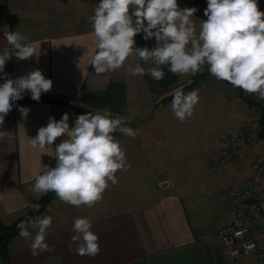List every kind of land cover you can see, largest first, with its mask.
<instances>
[{"label": "crops", "instance_id": "0c3cea01", "mask_svg": "<svg viewBox=\"0 0 264 264\" xmlns=\"http://www.w3.org/2000/svg\"><path fill=\"white\" fill-rule=\"evenodd\" d=\"M194 1L200 3H186L195 7ZM97 3L99 0H0V53L8 50L14 54L3 37L5 28L27 37L25 43L39 53L26 60L13 56L0 77L16 79L39 69L53 81L51 90L41 96L74 100L94 113L107 107L114 116L125 118L124 126L137 132L138 126L133 125L146 119L150 111L144 103L147 79L125 71L128 64L139 63L133 57L117 71L94 72L91 59L96 51L95 38L89 18ZM24 96L31 97V93L26 91ZM20 108L29 110L26 118ZM64 113L74 127L73 111L48 101L24 103L5 116L0 131L10 132L12 139L0 141V220L16 219L38 199L30 190L34 178L41 167L55 166V144L66 137L58 138L46 151L32 149L29 139L47 125L50 117L59 121ZM116 133L114 138L124 149L130 167L116 173L118 183L104 192L103 200L91 208H77L54 195L39 215L52 217L46 242L53 250L33 257L31 240L18 233L8 245L9 257L0 258V264H264L244 258L232 260L222 243L205 238L231 217L228 192L244 179V168L236 159L224 158V162L210 166L212 170L195 171L192 180L180 182L176 190L157 192L153 190L152 167L135 164L138 142L149 141L152 136L133 139ZM217 153L209 154L212 160ZM231 154L243 159L244 144ZM77 217L89 218L92 231L99 236L100 253L94 258L77 255L74 244L69 249ZM29 231L35 235L34 229ZM257 241L264 245V229L258 231Z\"/></svg>", "mask_w": 264, "mask_h": 264}, {"label": "clouds", "instance_id": "9594fccd", "mask_svg": "<svg viewBox=\"0 0 264 264\" xmlns=\"http://www.w3.org/2000/svg\"><path fill=\"white\" fill-rule=\"evenodd\" d=\"M196 11L195 7L179 8L177 0H99L89 18L95 38L96 51L91 59L94 72L102 75L117 71L133 57L153 66L146 69L140 63H130L125 69L127 74L149 75L158 82L165 76L162 66L167 65L173 74L195 76L207 65L212 77L264 100V12L259 10L258 0H207V19L200 20L199 29L192 20ZM140 33L146 41L155 38V47H137L135 37ZM3 37L14 54L8 50L0 53V73L13 56L19 60L39 56L21 33L5 28ZM0 78L4 80L0 83V126L13 103L26 91L39 101L41 94L53 86L39 69L16 79ZM199 101L197 90L184 93L177 88L172 93L171 111L184 122L193 116ZM19 111L26 118L29 110ZM68 121L67 113L59 121L50 117L47 125L29 139L32 149L46 151L58 138L66 137L55 144V166L41 167L30 190L37 198L52 192L64 204L91 208L103 200L110 186L118 183L116 173L130 167L113 134L119 131L134 139L137 132L124 126L125 118L113 117L107 107L77 116L74 127ZM11 139L10 132L0 131V141ZM32 208L38 211L40 205L33 204ZM51 225L52 217L48 215L17 224L20 237L31 240L33 257L53 250L46 242ZM29 228L35 230L34 236ZM72 232L70 250L74 244L77 255H99V236L92 231L89 218H75Z\"/></svg>", "mask_w": 264, "mask_h": 264}, {"label": "rangeland", "instance_id": "374dc122", "mask_svg": "<svg viewBox=\"0 0 264 264\" xmlns=\"http://www.w3.org/2000/svg\"><path fill=\"white\" fill-rule=\"evenodd\" d=\"M177 2L181 9L191 8L186 0H177ZM198 2L200 3L194 1L193 5L197 11L192 17L197 29H199L200 20L207 19L204 15L207 1L199 0ZM258 6L259 10L264 12V0H258ZM150 40L155 46V38ZM138 62L146 69L153 66L150 63ZM162 70L165 76L160 82H146L147 93L144 103L150 107L146 119H140L136 125H133L138 126L136 136H152L149 141L138 142L135 164L148 169L152 167L153 190L163 192L176 190L175 187L182 181L190 182L195 171L201 174L203 173L201 170H212L213 166L224 162V158H227L226 161L236 159L244 168V179L240 186L230 188L228 192L231 217L224 224L235 215L236 206L232 200L234 193L239 194L246 183H252L255 191L241 204V207L250 218L261 220L254 236L258 247L264 248V245H259L257 241L258 231L264 229V173L255 167V163L260 159V164L264 168V100H259L255 94L249 95L225 81L212 77L207 71V65L200 72V76L195 78L191 74H173L167 65L162 66ZM184 86L188 88L183 90L184 93L197 90L200 101L195 107L193 116L181 122L171 111V94L177 88L181 89ZM113 117L117 116L113 115ZM243 144L244 160L240 157L237 159L235 157L238 154L233 156L231 153L234 148L239 149ZM213 151L215 155L218 151L222 156L220 157L217 153V157H213L212 160L209 154ZM257 177L259 181H256ZM233 191L235 192L232 193ZM44 196L46 195L34 200L26 212ZM243 258L254 262L264 261V258H258L255 254L230 256L232 260Z\"/></svg>", "mask_w": 264, "mask_h": 264}, {"label": "built area", "instance_id": "2783aa9c", "mask_svg": "<svg viewBox=\"0 0 264 264\" xmlns=\"http://www.w3.org/2000/svg\"><path fill=\"white\" fill-rule=\"evenodd\" d=\"M255 167L264 173V168L260 164V159L255 163ZM263 177V175H262ZM259 181V178H256ZM255 191V186L252 183H246L240 193H234L232 196L235 204V215L226 224L216 228L210 235L205 238H215L219 240L226 252L230 256H243L248 254H255L258 258H264V248H259L254 236L256 228L259 227L261 220L257 218H250L249 214L241 207L252 193Z\"/></svg>", "mask_w": 264, "mask_h": 264}, {"label": "trees", "instance_id": "16d2710c", "mask_svg": "<svg viewBox=\"0 0 264 264\" xmlns=\"http://www.w3.org/2000/svg\"><path fill=\"white\" fill-rule=\"evenodd\" d=\"M204 1H207V0H204ZM143 36L144 34L140 33L135 37L137 47H141V48L148 47L150 49L155 47L151 40L146 41L144 40ZM196 75L193 76V78L200 76V73H197ZM144 76L147 79V81L157 82L153 80L149 75H144ZM181 89L186 90L188 88L187 86H184ZM39 101H48L51 103L64 104L73 111L75 117L81 114L87 113V112H93L91 109L83 106L82 104L74 100H61V99L56 100V99L41 96ZM29 102H37V101L33 100L30 96L29 97L23 96L22 99L17 100L13 103L12 108L22 105L24 103H29ZM53 195L54 193L50 192L46 196L42 197L38 202L34 203V204L40 205V209L38 211L34 210L33 208H30L26 213L20 215L17 219L13 220L10 223H4L0 220V258L6 260L9 257L8 245L12 237L15 236L19 231V229L17 228V224H19L21 221L34 219L35 217H37L42 212V210L45 208L48 201L53 197Z\"/></svg>", "mask_w": 264, "mask_h": 264}]
</instances>
